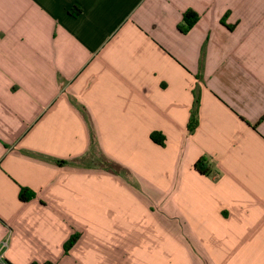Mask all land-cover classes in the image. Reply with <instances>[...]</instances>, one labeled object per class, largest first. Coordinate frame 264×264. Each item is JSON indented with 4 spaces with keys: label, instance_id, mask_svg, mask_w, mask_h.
I'll return each mask as SVG.
<instances>
[{
    "label": "crops",
    "instance_id": "crops-1",
    "mask_svg": "<svg viewBox=\"0 0 264 264\" xmlns=\"http://www.w3.org/2000/svg\"><path fill=\"white\" fill-rule=\"evenodd\" d=\"M6 238L8 264H264V0H0Z\"/></svg>",
    "mask_w": 264,
    "mask_h": 264
},
{
    "label": "trees",
    "instance_id": "trees-1",
    "mask_svg": "<svg viewBox=\"0 0 264 264\" xmlns=\"http://www.w3.org/2000/svg\"><path fill=\"white\" fill-rule=\"evenodd\" d=\"M69 13L73 16H77L79 13V10L77 8H72L69 10ZM198 20V16L197 14H195L194 12L188 10L186 12H184L182 14V19H181V23L178 25V30L181 33H186L187 31H189V29H191V27L197 22ZM199 67H201V60L199 62ZM198 100H199V96H198V90L195 88L193 90V103H192V108L190 111V115H189V120L187 123V132L189 134H192L195 130V128L197 127L198 124ZM150 139L158 144V145H162V140L158 137L157 134L152 133L150 135ZM57 165H64L66 164V161H56ZM100 169H103L107 172L110 173H117V171L119 170V166L111 161H103L101 162V165H99ZM194 169L199 172L200 174H204V175H209V169L207 168L204 159L200 158L199 160H197L194 164ZM33 197L32 193L29 192L27 189H23L20 188L19 192H18V199L21 202H26L29 201L31 198ZM77 239L76 235H72L67 242L64 244V251L66 252L75 242V240ZM31 264H37V263H31ZM43 264H51L49 262L43 263Z\"/></svg>",
    "mask_w": 264,
    "mask_h": 264
},
{
    "label": "built area",
    "instance_id": "built-area-1",
    "mask_svg": "<svg viewBox=\"0 0 264 264\" xmlns=\"http://www.w3.org/2000/svg\"><path fill=\"white\" fill-rule=\"evenodd\" d=\"M8 247V238L0 241V264H8L5 260V252Z\"/></svg>",
    "mask_w": 264,
    "mask_h": 264
},
{
    "label": "rangeland",
    "instance_id": "rangeland-1",
    "mask_svg": "<svg viewBox=\"0 0 264 264\" xmlns=\"http://www.w3.org/2000/svg\"><path fill=\"white\" fill-rule=\"evenodd\" d=\"M94 153H95V156H96V158H99V159H101V155H100V153H99V152H97V151H96V152H94ZM99 159H98V160H99Z\"/></svg>",
    "mask_w": 264,
    "mask_h": 264
}]
</instances>
